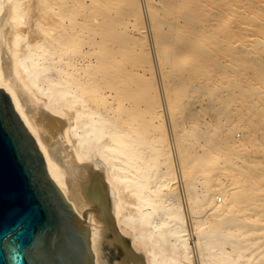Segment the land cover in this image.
<instances>
[{"label": "bare ground", "instance_id": "obj_1", "mask_svg": "<svg viewBox=\"0 0 264 264\" xmlns=\"http://www.w3.org/2000/svg\"><path fill=\"white\" fill-rule=\"evenodd\" d=\"M0 88L95 264H264V0H0Z\"/></svg>", "mask_w": 264, "mask_h": 264}, {"label": "water", "instance_id": "obj_2", "mask_svg": "<svg viewBox=\"0 0 264 264\" xmlns=\"http://www.w3.org/2000/svg\"><path fill=\"white\" fill-rule=\"evenodd\" d=\"M0 264H95L86 221L51 178L11 92L1 88Z\"/></svg>", "mask_w": 264, "mask_h": 264}, {"label": "rangeland", "instance_id": "obj_3", "mask_svg": "<svg viewBox=\"0 0 264 264\" xmlns=\"http://www.w3.org/2000/svg\"><path fill=\"white\" fill-rule=\"evenodd\" d=\"M186 100V99H185ZM184 100V101H185ZM161 101V103L163 102V99L162 98H160L159 97V102ZM200 109V110H199ZM164 122L165 123H163V125L162 126H160L159 127V131L161 132V133H163V134H165L166 135V137H168L167 138V140L168 139H172L173 137H172V135H171V125H170V123H169V119L167 118V116L166 115H164ZM195 119V120H194ZM187 123H191V122H196V123H200V124H202V125H205V126H213L214 125V120L209 116V114L207 113V112H205V111H203L202 109H201V107L198 105V107L194 110V111H192L188 116H187V121H186ZM224 124H225V122H224ZM170 131V132H169ZM168 132H169V134H168ZM243 132H240V131H237L236 133H235V138H236V140L237 141H239V142H241V141H243V140H245L244 138H245V134L243 135L242 134ZM237 134V135H236ZM169 135V136H168ZM237 136V137H236ZM244 136V137H243ZM241 140V141H240ZM173 154V153H172ZM175 155V154H174ZM172 157V164H173V168L175 167V169L177 170V177H178V187H179V194L181 195V202H182V205H183V207H187V204H186V200H185V196H184V184H183V182L181 181L182 179H181V174H180V172L178 171V165H177V161L175 160L176 159V156H171ZM175 163V164H174ZM175 165V166H174ZM177 167V168H176ZM181 184V185H180ZM182 187V188H181ZM220 199H222V197H220ZM218 203H220V200L218 201ZM208 210V209H207ZM184 215H185V217L186 218H190L189 217V214H188V212L184 209ZM197 216H199V215H197ZM189 221H190V219H189Z\"/></svg>", "mask_w": 264, "mask_h": 264}]
</instances>
